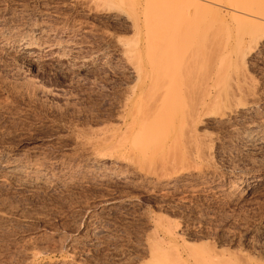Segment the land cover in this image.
<instances>
[{"label":"rangeland","instance_id":"rangeland-1","mask_svg":"<svg viewBox=\"0 0 264 264\" xmlns=\"http://www.w3.org/2000/svg\"><path fill=\"white\" fill-rule=\"evenodd\" d=\"M157 1L0 0V162L18 167L12 174L0 169V264H264V138L253 133L251 139L243 140L235 132L259 121L264 124V48L255 56L249 54L251 58L240 53L244 47L250 49L246 36L264 35V25L260 22L255 26V21L244 16L237 22L227 14L228 0H220L222 5L219 2L217 6L209 3L220 12L205 8L201 18L206 21L210 14L214 22L221 17L222 24H216L223 27L226 36L231 34L234 55L227 72L235 66L231 79L235 81L242 71L240 79L247 75L249 83L254 82L252 88L259 95V105L250 111L254 114L237 117L229 123L231 127L221 125L213 116L201 117L195 132L206 143L208 159L201 160L202 154L200 158L188 150L193 160L181 162V177L169 182L161 170L144 166V172H151L147 180L144 172L122 163L111 165L107 158L103 161L94 155L95 141L117 128L115 112L126 94L138 91L142 82L141 95L153 89L148 90L151 75L156 62L166 54L145 46L148 35L153 34L150 30L146 37V30L155 28L154 21L158 22L154 30L168 31L174 22H178L175 27L182 22L183 15L176 17L179 12L184 13L185 8L189 13V0H171V4L160 0V6ZM166 15L173 19L175 15L176 21L170 20V25ZM188 19L183 17L179 30L184 25L189 29ZM213 22L209 24L218 27ZM236 33L242 35L243 47L235 44ZM145 47L152 51L146 53ZM187 48L173 49L177 54L168 60L172 63L167 68L170 72H166V60L162 61L164 68L158 64L170 75L164 73L172 80L174 93H181L189 84ZM135 52L141 54L138 74L132 69V60L138 57L137 53L134 57ZM149 52L155 54L149 57ZM236 57L247 63L239 72L236 64L241 66V62ZM202 72L209 76L205 75L208 71ZM227 75L223 84L229 82ZM186 101L166 118L168 125H177L183 110L189 108ZM184 138L187 144L189 137ZM158 141L166 144L161 148L169 147L167 139ZM180 145L177 148L186 151L187 147ZM162 150L160 154L167 151ZM170 153L167 155L172 156ZM30 178L33 182L28 185ZM166 229L174 234L169 235Z\"/></svg>","mask_w":264,"mask_h":264},{"label":"bare ground","instance_id":"bare-ground-1","mask_svg":"<svg viewBox=\"0 0 264 264\" xmlns=\"http://www.w3.org/2000/svg\"><path fill=\"white\" fill-rule=\"evenodd\" d=\"M161 1L163 3H165V1H169V3H170L171 0H161ZM181 1H185V3H186L187 0H181ZM174 2H176V0H173L172 3H174ZM177 2H178V0H177ZM188 2H189V13L188 12L186 13L185 12L186 9L184 8L183 10H184L185 14L183 12H181V13L179 12L178 16L176 15V17H178V19H179V16H181V15H183V17L188 16L189 17L188 20L191 23V26H189V29H187V25H186V27L184 25V28H186L187 30L183 31L184 30L183 26L180 27V30H179V26H181L183 24L182 23L183 22L182 16H181L182 22L179 24V26L175 27L176 25H178V22L175 20L176 19L175 15H174V19L172 17L170 18L168 15H166L170 18V19H168L167 17H163V19L165 18V20L168 19L166 22L169 21L168 23H170V25H171L173 22L172 20H174V21H176L174 23L175 24L177 23V24L175 25L173 23L174 25H171V26L164 24V25L171 27L172 29L170 28L168 31L162 29L163 30L162 31L161 29L160 30H157V29L154 30L155 28H157L156 24L158 22L156 24H154L153 23L154 21H153L151 24L155 25V26H153L155 28L153 29L150 27L151 29H147L146 30V37H147V32L150 30H151L150 33L153 32V34H150L151 38L149 37L150 35H148V37H147L149 39L148 41L146 40V38L144 39V40H146L145 41L146 43L148 42L145 45L147 48L150 47V48H152L153 51L156 49L157 52L155 51V53H157V54H161L164 51V53L166 54L164 56H166V57H167V55L169 56V58H165L164 56H162V58L159 59L160 60L159 63L156 62L157 65L161 64L162 61H164V60H166L165 61L166 64H169V61H171V59H172V55L176 53V51H174L173 49H176L177 51H182V50H179V48L181 49V47H184V48L189 47V48H187L189 50V55H188L189 60L185 59L188 57L186 55L187 53L185 54L187 57L184 56L185 57L184 59L186 60V62L188 61L187 63H189V64H187V65H189V84H188V86L187 85L183 86V89L185 88V90L181 91V93H180L179 92L180 90L178 91V89L175 88V86H177V85L174 86V84L176 83L175 82L173 84V88L175 90H177L178 92H176V91H175L176 93L171 92L170 82L172 80H170V79L168 80L167 79L168 77H165V74L167 75L168 73H166V72L171 71V70H167V68L170 69V66H172L170 64H172V63L167 65L168 67L166 66L167 71L165 69L163 70V71H166V72H164L165 74L162 71V66H161V70H160L159 65H158V67L156 65V68H154V70H153L154 71L153 74L155 75L154 76L155 79H153V77H152L153 74H152L151 79H150L152 83L150 81H148L149 84L151 83V85L148 84L150 87L149 86H148L149 88L147 87L148 90L149 89L151 90L152 88L153 89L151 91H146V93H144V91H145L144 90L143 91L144 94L141 95V90L145 86V82H142L137 89L138 91H133V89H132L129 94L127 93L126 96L121 101V103L117 106L118 108L116 107L117 109H116L115 113H116V121H117L116 126H117V128L115 130L106 132L107 134L102 133L104 135L102 137H100V139L98 138L99 139L98 141H95V142H97L96 143L97 147H95L97 149H95V148L93 149L96 151L94 153V155H96L98 157V159H99V156L102 158V160H103V158H104V160H105V158H107L108 161L109 160L111 161V163H112L111 165H113V164L118 165V164L122 163V164H125L126 167H129L132 170L140 172V173L144 172V166H148L149 168L161 170L162 173H164V172L166 173V174L164 173V177H166L168 179V182L171 181V179L173 180L174 178H175L174 180H176L177 177L182 175V171H181L182 168L180 167L181 162H185V159L188 160L190 157L191 158L193 157V156H191L192 154L189 152L190 155H187L189 157L186 158V154H189L188 150L194 151L195 153L197 152L194 155L198 154L197 156H199L200 158L202 156H204L201 158V160H204L205 158L208 159V156L206 157V155H205V154L208 155L207 152H209V150L206 151L207 149H206V147H204V146H206V143L203 142V140L201 141V139L199 137L200 134H198L197 131H196L197 133L195 132V130H196L195 127L199 126V124H197V123H199L201 117L207 118V117L213 116L214 118L212 117V119H216V121L219 122L220 124L221 123H227V127H231V126H229V123H231L230 125H232V122L234 120H236V121L238 120L237 117H239V116L241 117L243 114H248V113H251L252 111H255L256 110L255 108L257 107V105L255 107V104H258L257 102L259 101L258 100L259 98L256 96V95H258L256 90H254V88H252V86H254L253 85L254 82L252 84H250L252 81L248 79L250 77L247 78L246 77L247 75L244 76L245 75V73H244L243 74L244 78L241 77V79H240V76L242 75V71H240L241 75L239 73H238L239 75L236 73L237 76H239V78L235 77V79H236L235 81H234V79H231V77L233 78V76L235 75V74L233 76L230 75L231 73L233 74L232 71L235 69V66H234L233 70L232 69L230 70L231 73L227 72V70H229L228 67L230 64L229 59H231L230 56H231L234 49L233 50L231 49V47H232L231 46L232 44L230 42L231 38L229 39V37H231L230 36L231 34L228 33L229 35L226 36V33H224V30L221 29L223 27H220L221 25L219 26V24H222L220 22L221 19L219 20V18H221V17H219L218 20H216L219 22L218 25L216 24V21H214L215 23L213 22V20L215 18L214 19L211 18L213 20L210 19V17H209L210 14L208 15L206 13L208 15V18H206V21H204L205 19L201 18V16L204 15L203 13L201 14V12H204L206 10L205 8H207L206 11L212 10L213 13H215V12L219 13L220 11L218 12V9L213 10L212 7L208 6V5H210L209 3L216 5V3H219L220 0H218V1L217 0H189ZM156 3L157 4L160 3V0H159V2L157 1ZM163 3H161V4H163ZM220 3L222 5V2H220ZM190 4H191V6H190ZM228 4H229L228 7L225 6L226 4L224 5L227 9V14H231V16L236 17V20L238 17L244 16V17H249L248 19H252L253 21H255L256 22L255 26L257 23H260V22H261V26L264 25V0H228ZM218 5H220V4H218ZM158 6H160V4H158ZM160 8H162V7H160ZM182 8L183 7H181V9ZM208 8H209V10H208ZM213 8H214V6H213ZM179 9H180V5L176 11H178ZM176 11H175V14H177ZM186 11H188V10H186ZM173 14H174V12H173ZM212 15H214V14H212ZM220 15H221V13H220ZM181 18H180V20H178L179 22L181 21ZM186 18H185V20H186ZM204 18H205V16H204ZM228 18H230V17H228ZM159 19L160 18H158V20ZM201 19H203V20L201 21ZM207 19H208V21H207ZM209 19L211 20V22H213L215 24V26H218V27L215 28L212 24H209V23H211ZM234 20H235V18H234ZM240 20H241V18H240ZM160 21H161L160 23H162L164 20L163 21L160 20ZM237 22H240V21L237 20ZM252 23H254V22H252ZM184 24H185V21H184ZM173 26L176 28V30H173ZM228 26H224V27H227L228 29H230ZM160 27L162 28V26H160ZM177 28H178V30H177ZM181 28H183V30H181ZM165 29H168V28L165 27ZM248 31H250V30H248ZM248 31H247V33H248ZM228 32H230V30ZM257 33L258 32H256V35L261 34L260 32H259L260 34L259 33L257 34ZM148 34H149V32H148ZM159 34H161V35L158 36ZM239 34L236 33V35H238L239 38L242 39V37H240L242 35H239ZM241 34H243V33H241ZM155 35H157V38ZM152 36L155 37L156 39H153ZM161 36H163V37H161ZM238 36L237 37L235 36L236 37V40H234L235 44L238 47H240V46L243 47L244 45H241V44H242L244 39H242L240 41L239 39H237ZM246 38L247 39L249 38L248 39L249 46H251L252 44L253 45L251 47H249L248 45H247L248 47L246 46L247 48H250V49H248V51L246 50L245 47L242 48L245 50V52H243V50L239 48L240 53H242L243 56L246 54L244 56L245 58H247L249 54H252V56L253 55L255 56V55L261 53L262 49L264 48L263 32H262V35H260V36L252 35V37L246 36ZM232 43H233V39H232ZM245 43L247 44V42H245ZM243 44H244V42H243ZM146 47H145V49H147ZM238 47H237V49H238ZM158 49L159 50L161 49L160 50L161 52H159ZM239 49H238V51H239ZM149 50L147 49V51L146 50H144V51L146 53H148ZM152 50H150V51H152ZM169 50H171V51L173 50L174 53H172ZM168 52L169 53L171 52L170 53L171 58H170V54ZM136 53L138 54L139 52H135V54ZM151 53L149 52V54H148L149 57H150ZM155 53H152V55ZM137 54L134 55V57L137 56ZM139 54H138V57H135L137 60H139L138 61L139 63H135L137 60H132V62L135 61L134 64L132 63L133 66L131 65L133 72H135V74H138V72L140 71L139 70L136 72V70H138V68L140 67L138 65V64H140V60H141V58H139ZM148 55L146 54V57H148ZM178 55L176 56V58H178ZM232 55H234V54H232ZM237 55L238 54H236V56ZM250 56L251 55H249V57ZM237 57H236V59H237ZM250 58H248V59H250ZM252 58H254V57H252ZM184 59H183V61H185ZM239 59L242 60L243 58L239 57ZM232 61H234V60H231V62ZM238 61H240V60H238ZM238 61H236V63ZM250 61H251V59H250ZM175 62H177V59L175 60ZM156 63H154L151 66L152 69H153V67H155L154 65ZM163 63L161 65H163ZM242 63H246L245 60H242L241 66H239V63L236 64L237 71L240 70V67H242V65L247 66V63H246V65L242 64ZM178 64H179V62H178ZM234 64H235V62H234ZM53 65L56 66L59 64L54 62ZM136 66H137V68H135V70H134L133 67H136ZM184 66H183V68H184ZM238 66H239V69H238ZM185 67H187V66H185ZM151 68H149V69L152 71ZM163 68H164V65H163ZM158 70L162 71L161 76L164 75L162 79H160V76H159L160 71H158ZM179 70L181 71V68H179ZM241 70H243V69H241ZM202 71H204V72L208 71L207 73H205V75H207L209 73V76L207 75V77L205 76L206 77L205 78L204 73ZM243 71H245V70H243ZM210 72H211V76H210ZM157 73H159L158 74L159 77H157ZM226 73L228 74L227 76H229V77L228 78L225 77V78L229 82L228 83L225 82L226 84H223L222 81L224 80L223 78H224V75ZM234 73H235V71H234ZM150 74H151V72H150ZM200 74H203V76ZM197 75H199L200 77ZM135 76H137V75H135ZM167 76L170 77V75H167ZM202 77H204V78H202ZM136 78H137V80H139V76ZM157 78H159V79H157ZM246 78L248 81L246 80ZM230 79L233 81L231 82ZM237 79H239V80H237ZM224 81H226V80H224ZM249 81H251V82L249 83ZM171 83H173V82H171ZM186 83H187V81H186ZM171 86H172V84H171ZM154 87H156L157 90H155ZM147 88H146V90H147ZM154 90H155V92H153ZM186 91L189 92V94H188L189 96L186 95V93H187ZM150 92H152V93H150ZM183 92H185V93L183 94ZM187 96L189 97V99H187V101L189 103V108H187V106H188L187 105L186 106L187 111L183 110L185 112L183 113V115L179 119V122H178L179 125L177 123V125L175 126V124H176L175 123L174 125L171 126L170 125L171 123H170L169 124L170 126H169L167 124V122H165L166 118L169 119V118H171L170 116H173L172 114L175 113L178 106L180 107L181 104L184 101H186L185 98H187ZM135 99H136V101H135ZM187 101H186V104H188ZM253 107L255 110L254 109L252 110ZM184 108H185V106H184ZM210 110H211V112H210ZM251 114H254V112ZM247 118L249 119V116H247ZM240 120H242V119L240 118ZM203 121H202V123H204ZM236 121H235V123H236ZM260 122L261 121H259V123H257V124H254L255 122L253 121V123H252V124H254L253 126L251 125L250 128H245L248 125H250L247 122L248 125L244 127L247 130H245V129L239 130L240 128L238 129V126H237L238 130L235 129V130H237L235 132L238 135H240V136H238V135L237 136L242 138L243 140H245L244 138H246V139L250 138L251 139L250 136L253 133L255 136H258V139L264 138V129H262L264 124L261 125L262 122L261 123ZM202 123L200 122V124H202ZM166 124L169 127H167ZM217 125H219V124H217ZM221 125H223V124H221ZM236 125L237 124H235V126ZM243 126H244V124H243ZM241 128H243V127H241ZM228 129L231 130L232 128L231 129L228 128ZM233 132H234V130H233ZM186 135H187V137H189L188 138L189 141L186 140V141H188L187 144L185 141H183V140H185L184 136L186 137ZM180 136L181 137L183 136L182 139L179 138ZM201 138L203 139L204 136L201 135ZM255 138H257V137H255ZM164 139L165 140L167 139L168 141H170L169 145H168L169 147H167V148H161L162 147L161 145H164V144L163 143L161 144L158 141V140H164ZM180 139L187 146L181 144L182 142H180ZM235 139H237V138H235ZM242 139H241V141H242ZM254 141H252L253 144H255ZM257 141L260 142V140H257ZM202 142H203V145H202ZM248 142L250 144V141H247V143ZM90 143H94V142L91 141ZM261 143L264 144L263 141ZM155 144L156 145L159 144V147L155 146ZM243 144H245L244 141H243ZM165 145L163 147H166ZM179 145L181 147H182V145L185 148L187 147V149H185L183 147L187 151V153H185L186 151H182L181 150L182 148L181 149L177 148ZM258 145H260V144H258ZM152 146H155L157 148L152 149ZM202 146L204 147V149L202 148ZM262 146H264V145H262ZM255 147H256V145H255ZM160 148H161V150L165 149V151L166 150L168 151V148H169L168 153L171 151L170 154L173 153V155L172 156L170 155L171 157L168 156L169 154L167 153V151L160 154V151H161ZM157 149H159V152L157 151ZM177 149H179L183 152V153H181L182 155L178 154L180 152H179V150L177 151ZM203 150L206 152L202 153ZM155 151H157L158 153ZM162 151H164V150H162ZM201 154H202V156H200ZM211 156H212V154H211ZM199 157H197V158H199ZM209 158H211V157H209ZM191 160H193V159H191ZM201 160H199V161H201ZM5 164L0 162V169L6 168V169H8L10 174H12L11 172H13L14 170L16 172V169L18 167L16 168L14 164H12L14 166H7V167L5 166ZM182 164L184 165V163H182ZM185 166H187V165H185ZM1 170H3V169H1ZM35 170H37V169H35ZM37 171H35V172H37ZM35 172H34V174H35ZM148 173L151 174V172H144V175H142L144 179H146L145 174H146V176H148L147 175ZM38 175H40V173ZM149 176L147 177V180L150 178ZM152 176L153 177L156 176V173L154 174V172H153ZM152 176H151V178H152ZM9 177H10V175H9ZM31 178L29 179V182L27 183L28 185H30L29 183L31 182L30 181ZM159 178H161V177H159ZM32 179H34V178H32ZM154 179L157 180L155 177H154ZM151 180H153V178ZM20 182H22V181H20ZM32 182H33V180H32ZM24 186H26V185L24 184ZM165 232L168 233L169 235H171V233H172V231L170 229H166ZM172 234H174V233H172ZM152 250H153V248L151 247L150 251H152ZM36 255L32 254L31 257L32 256L34 257Z\"/></svg>","mask_w":264,"mask_h":264}]
</instances>
